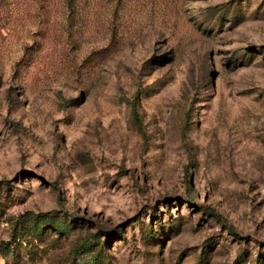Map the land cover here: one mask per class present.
I'll list each match as a JSON object with an SVG mask.
<instances>
[{"label": "rangeland", "instance_id": "rangeland-1", "mask_svg": "<svg viewBox=\"0 0 264 264\" xmlns=\"http://www.w3.org/2000/svg\"><path fill=\"white\" fill-rule=\"evenodd\" d=\"M2 179L13 264H264V0H0Z\"/></svg>", "mask_w": 264, "mask_h": 264}, {"label": "trees", "instance_id": "trees-1", "mask_svg": "<svg viewBox=\"0 0 264 264\" xmlns=\"http://www.w3.org/2000/svg\"><path fill=\"white\" fill-rule=\"evenodd\" d=\"M66 1H79V0H66ZM10 186V181L7 179L0 180V195L4 193ZM62 213H66L74 217V222H77L78 217L62 209ZM17 226L13 230L12 239L0 244V253L2 254L6 264L17 263L22 256L24 250L28 249L32 240L43 241L45 232H39V225H42L43 230L46 228L64 232L66 236H69V225H67L61 219H50L46 221L42 217H39V213L28 211L21 216ZM94 245H97L96 250ZM101 243L97 242L93 244L92 240L83 242L75 248L76 259L83 258V261L79 264H103L105 262L104 255H100ZM98 250V251H97ZM19 263V262H18ZM22 264V263H21ZM108 264V263H107Z\"/></svg>", "mask_w": 264, "mask_h": 264}, {"label": "bare ground", "instance_id": "bare-ground-1", "mask_svg": "<svg viewBox=\"0 0 264 264\" xmlns=\"http://www.w3.org/2000/svg\"><path fill=\"white\" fill-rule=\"evenodd\" d=\"M0 264H4V260L1 256H0Z\"/></svg>", "mask_w": 264, "mask_h": 264}]
</instances>
